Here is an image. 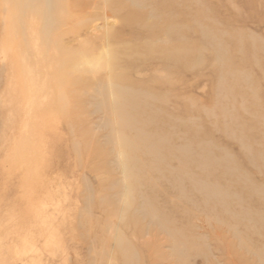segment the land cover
I'll list each match as a JSON object with an SVG mask.
<instances>
[{"label": "rangeland", "instance_id": "1", "mask_svg": "<svg viewBox=\"0 0 264 264\" xmlns=\"http://www.w3.org/2000/svg\"><path fill=\"white\" fill-rule=\"evenodd\" d=\"M96 4L84 15H68L61 13L57 0H0V264H264V228L254 217L262 205L250 196L264 185V168L257 170L247 159L251 152L222 128L219 115L226 107L238 117V128L255 124L247 110H264L263 76L251 66L249 49L235 52L232 44L235 37H248L264 46V8L237 11L217 5L204 13H176L179 20L191 19L192 32L185 36L190 46L203 51L196 69L174 77L165 107L173 119L167 131L176 134L172 144H191L194 160L200 152L213 158L224 152L232 160L229 168L251 180L233 187V192H242L240 206L232 203L241 217H205L202 200L182 171L173 177L179 191L167 181L153 193L148 188L156 214L144 217L137 213L142 200L134 197L139 187L135 178L144 174L130 162L134 154L118 144L120 133L141 147L142 140L131 130L142 125L125 126L109 90L104 105L91 98L100 93L95 87L108 84L116 73L108 67L115 33L128 37L120 30V19L110 16L105 0ZM202 30L212 35L215 31L214 40L225 42L231 57L227 69L233 75L225 83L235 90L236 101L214 71L215 45L213 39L203 40ZM257 58L264 64L263 52ZM154 64L148 60L142 76L134 71L143 78L135 79L150 80L159 70L149 68ZM58 68L64 75L59 76ZM77 74L92 76L94 89H76L72 77ZM238 74L250 79L247 84H236ZM253 83L258 95L251 91ZM64 95L67 100L79 96L80 103L62 102ZM208 143L213 151L204 149ZM252 144L254 152L264 153V134L255 136ZM169 165L177 167V162ZM219 175L211 185H223ZM161 224L179 233L180 249Z\"/></svg>", "mask_w": 264, "mask_h": 264}, {"label": "bare ground", "instance_id": "2", "mask_svg": "<svg viewBox=\"0 0 264 264\" xmlns=\"http://www.w3.org/2000/svg\"><path fill=\"white\" fill-rule=\"evenodd\" d=\"M57 2V7H60L61 13H66L68 15L75 13L84 15L87 13V10L97 5V0H57ZM105 2L108 5L110 16L120 19V30L127 32L128 37L115 33L114 43L110 46V63L108 67L116 71V73L109 78L108 84L110 86H108V84L100 86L99 84L95 89L99 90L100 93L94 94L91 98L94 99L99 106L104 105L107 102L106 89L107 91L109 90L118 105L119 117L120 120L124 122L125 126L132 122H140L142 125L140 128H133L131 130L136 140H142L143 145H141V147L134 146V142H131L132 140L129 139V137L127 138L126 134H123L122 137L119 133L120 140L118 142L123 150H128L134 154L129 160L136 164V172H142L144 174L143 178L141 176L135 178L136 185L145 189L144 191H139L137 190L139 187L136 188L134 197L136 200L138 198L142 200L137 213L140 211L144 217H154L156 208L154 204L149 201L147 192L151 190V193H153V188H156L158 184L161 185L164 181L171 184V188L179 191L177 182L173 177L176 174L175 172L182 171L188 175V180H186L188 183L187 185L191 187L195 193H198V196L201 198V204L203 206H201L200 209L205 217L209 218V216L218 215H236L241 217V213L236 214L234 212V208H237V206H233L232 203L235 202L238 205L242 201V192H233V187L236 185L240 186L244 181L245 183L251 184V180L243 176V173L236 168L234 170L229 168V163L232 162V160L231 157L224 152L221 158L204 156L200 152L195 155L197 157L196 160H194L191 144H172L171 140L176 137V134L167 131L173 119L172 116L167 113L165 107L169 105L171 101V95L175 87L174 77L176 78L178 73L196 69L201 64V53L203 51V48H199L198 46V48L190 46V40L185 36L186 33L192 32L190 31V29L192 30V26L189 27L191 19L179 20L176 17V13H190L193 10H200L204 13V11L217 5L228 6L237 11L244 8H264V0H105ZM197 17L195 18L197 19ZM34 21L38 22V19L35 18ZM204 22L205 21H203V23ZM199 24L197 23V25ZM202 24L200 26H202ZM208 26L206 27L209 28ZM198 28L201 29V27ZM202 28L204 27L202 26ZM205 28L203 30H205ZM207 28L206 31L209 30H207ZM203 30L202 32H204ZM203 34V40L205 42H208L209 39H213L215 45L213 49L216 53L214 71L219 73L218 77L221 79V83L224 82L223 85L226 88H230V96L234 98L232 93H234L235 90L229 87L231 85H227L228 81L233 78V75L227 69L231 57L228 49L224 45L225 42L222 44L220 38L218 41H221V43L214 40L216 39L215 37L213 38L216 34L215 31L213 35L210 32H204ZM216 35L218 36V34ZM110 38L112 37L110 36ZM233 39V41L231 40L233 50L235 52H240L244 50L243 48L247 47L254 60L251 66L257 68L264 79V64H261L257 58L259 53L263 52L264 54V46L255 45L254 41L249 40L248 37L245 38L246 40H243L241 37H235ZM148 60H153L155 62V64L149 68H159V70L150 80L143 82L141 81L143 78L141 79L140 76H142V71L145 70L144 67ZM68 61L69 60H66L65 63H68ZM243 61L244 59L241 60V62ZM58 71L59 76L64 75L63 68H58ZM134 71L140 76H134ZM90 77L92 76L77 74L72 77V84L78 90L94 89V86L90 84ZM238 78L237 76V79H235L236 84H239V82L247 84V81L250 80L242 77ZM243 88L244 87H242V89ZM251 91H253L254 94L258 93V88L254 83L252 84ZM226 96L229 97L228 94H226ZM235 97L237 96L235 95ZM69 99L71 101L70 103H80L79 96H72V98ZM69 99L67 100L65 95L63 99L61 98L62 102L69 101ZM236 100L237 98L235 101ZM226 109L227 108L224 107L219 110V115L222 116L223 121L224 119L227 120L221 122L222 128L225 129L231 137L239 141L244 151L247 153L251 152L247 155V159H249L251 163L255 162L254 167L257 170L263 169L264 153H259V151L254 152L252 143L255 141V136L264 134V110L260 106H255V110L253 111L250 109L249 111L247 110L255 124L237 128L236 123L239 120L238 117L232 115ZM128 110H133L134 113L130 115ZM189 110L192 111L191 108L187 109V114L190 112ZM203 112L205 111L203 110ZM206 113L209 112L207 111ZM106 117L108 118V116ZM231 124H234V126H231ZM112 134L114 135V133ZM112 140L114 142V139ZM205 147L204 149L206 150H209V148L212 150L211 148H214L211 143H208ZM251 157H255L256 161L252 160ZM258 160L263 161L261 163V161ZM174 162H177V167H168L170 166L169 164ZM191 168L194 171L193 174H191ZM165 170L166 174L164 175L162 172ZM196 170L201 173L200 176L195 174ZM219 170H221V174ZM124 171L127 174L125 169ZM148 173L152 174V177L149 179L146 178ZM160 174L161 176L157 177V175ZM217 175L223 180V185H211L210 180L214 179ZM127 186L130 188L129 181H127ZM250 196L261 202L262 209L256 211L254 214L255 216L253 213L252 215L256 217L258 223L264 228V185L260 186L258 189L254 188L251 190ZM239 206L240 204L238 207ZM154 219L151 218L152 221ZM161 226L169 236L173 238L174 247L178 248L180 246H178L180 240L179 233L176 230H170L168 227L165 228L163 224H161ZM261 256L264 262V254Z\"/></svg>", "mask_w": 264, "mask_h": 264}]
</instances>
